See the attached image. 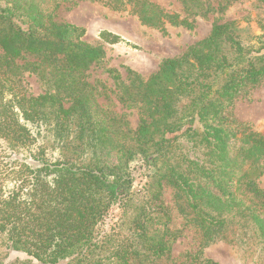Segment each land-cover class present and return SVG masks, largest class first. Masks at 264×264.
I'll use <instances>...</instances> for the list:
<instances>
[{
  "label": "trees",
  "instance_id": "trees-1",
  "mask_svg": "<svg viewBox=\"0 0 264 264\" xmlns=\"http://www.w3.org/2000/svg\"><path fill=\"white\" fill-rule=\"evenodd\" d=\"M74 1L0 0V264H159L178 237L164 185L200 235L178 264H218L203 254L217 240L264 250V131L224 113L264 79V24L251 34L213 23L148 77L110 70V94L138 115L133 128L87 79L103 48L54 19ZM90 1L162 29L192 28L188 16L236 0H181L185 17L151 0ZM25 73L42 92H28Z\"/></svg>",
  "mask_w": 264,
  "mask_h": 264
},
{
  "label": "rangeland",
  "instance_id": "rangeland-1",
  "mask_svg": "<svg viewBox=\"0 0 264 264\" xmlns=\"http://www.w3.org/2000/svg\"><path fill=\"white\" fill-rule=\"evenodd\" d=\"M164 11L177 13L185 17L181 0H151ZM205 16H188L192 20V28L184 26L165 25L164 28H152L140 22L136 15L125 11H116L108 6L90 0H78L62 3L55 11L57 22H68L84 30V39L99 45L104 50L102 62L88 72L87 79L95 83V89L103 92L99 102L111 110L126 113L131 127L137 124L138 115L135 110L125 108L109 91L112 86L110 70H117L121 76H126V70L131 69L142 77H148L158 69L166 58L180 56L196 41L206 37L213 23L235 21L243 33L259 34L264 24V4L257 0H236L222 11L217 10ZM25 87L28 92L38 94L44 85L35 75L24 74ZM110 94V95H109ZM226 116L238 122L247 124L251 130L264 131V79L254 86L248 87L233 103L226 108ZM142 183L136 186L139 191ZM258 185L264 189V174L258 178ZM139 193H142L140 191ZM140 198V196H139ZM138 198V199H139ZM163 206L169 214V228L178 234L173 247L159 264H178L189 253L197 250L200 235L197 230L185 221L178 208L172 188L164 185L162 188ZM129 213L120 219L121 232L129 233ZM206 257L212 258L218 264H264V250L260 245H243L239 242L217 240L203 249ZM23 257L12 253L9 258Z\"/></svg>",
  "mask_w": 264,
  "mask_h": 264
}]
</instances>
